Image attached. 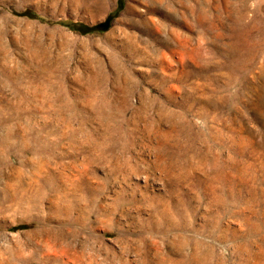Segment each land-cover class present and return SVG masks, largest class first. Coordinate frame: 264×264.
Instances as JSON below:
<instances>
[{
	"label": "rangeland",
	"instance_id": "rangeland-1",
	"mask_svg": "<svg viewBox=\"0 0 264 264\" xmlns=\"http://www.w3.org/2000/svg\"><path fill=\"white\" fill-rule=\"evenodd\" d=\"M0 264H264V0H0Z\"/></svg>",
	"mask_w": 264,
	"mask_h": 264
},
{
	"label": "bare ground",
	"instance_id": "bare-ground-1",
	"mask_svg": "<svg viewBox=\"0 0 264 264\" xmlns=\"http://www.w3.org/2000/svg\"><path fill=\"white\" fill-rule=\"evenodd\" d=\"M14 72V71H13ZM26 90V89H25ZM186 140V139H185ZM224 140V139H223ZM190 143V142H189ZM209 147V146H208ZM211 148V147H210ZM201 155V154H200ZM215 214V213H214ZM210 229V228H209ZM213 230V229H212ZM204 245V244H203ZM205 248V247H204ZM200 250V249H199Z\"/></svg>",
	"mask_w": 264,
	"mask_h": 264
}]
</instances>
